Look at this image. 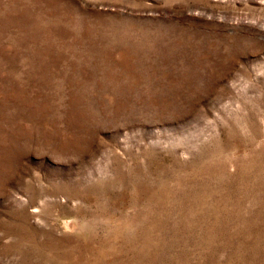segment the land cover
I'll list each match as a JSON object with an SVG mask.
<instances>
[{
    "label": "rangeland",
    "instance_id": "374dc122",
    "mask_svg": "<svg viewBox=\"0 0 264 264\" xmlns=\"http://www.w3.org/2000/svg\"><path fill=\"white\" fill-rule=\"evenodd\" d=\"M0 264H264V0H0Z\"/></svg>",
    "mask_w": 264,
    "mask_h": 264
}]
</instances>
